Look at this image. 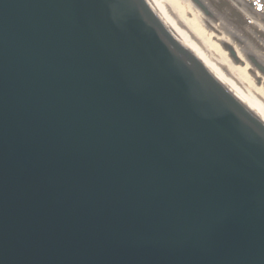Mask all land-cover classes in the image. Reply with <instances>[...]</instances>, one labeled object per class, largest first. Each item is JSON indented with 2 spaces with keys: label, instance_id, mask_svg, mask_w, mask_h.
Here are the masks:
<instances>
[{
  "label": "water",
  "instance_id": "95a60500",
  "mask_svg": "<svg viewBox=\"0 0 264 264\" xmlns=\"http://www.w3.org/2000/svg\"><path fill=\"white\" fill-rule=\"evenodd\" d=\"M0 264H264V118L151 0H0Z\"/></svg>",
  "mask_w": 264,
  "mask_h": 264
},
{
  "label": "bare ground",
  "instance_id": "6f19581e",
  "mask_svg": "<svg viewBox=\"0 0 264 264\" xmlns=\"http://www.w3.org/2000/svg\"><path fill=\"white\" fill-rule=\"evenodd\" d=\"M151 1L236 98L264 118V12L250 0H177L182 6L180 12L186 9L194 15L192 18L214 29L217 52H220L215 56L213 43L207 46L200 43L169 7L170 0ZM244 67H249L250 74ZM242 77L250 78L249 88Z\"/></svg>",
  "mask_w": 264,
  "mask_h": 264
},
{
  "label": "rangeland",
  "instance_id": "374dc122",
  "mask_svg": "<svg viewBox=\"0 0 264 264\" xmlns=\"http://www.w3.org/2000/svg\"><path fill=\"white\" fill-rule=\"evenodd\" d=\"M250 2L252 3V5H254L256 8H258L260 10V12H264V0H250ZM169 7H171V9H173L176 14H178V18L179 20H181V23L186 27V29H188V26L190 27L191 33L193 34V36L202 44H211L212 47V51L215 53V56H217V42L215 41V38L213 36V33H215L214 29L209 27V26H204L202 22H200L197 19H194L192 17H194L193 14L190 13V11L185 9V12H180L179 10H182V6L179 5V2L177 0H170L168 2ZM214 31V32H213ZM247 69H245L244 67V71L246 73L250 74V70L249 67H246ZM257 68V67H256ZM245 81V84H247L248 88L250 86V78H246V77H242ZM249 82V84L247 83ZM257 84V82H255Z\"/></svg>",
  "mask_w": 264,
  "mask_h": 264
}]
</instances>
